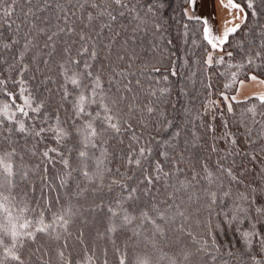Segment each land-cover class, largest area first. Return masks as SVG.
I'll list each match as a JSON object with an SVG mask.
<instances>
[{
  "label": "snow or ice",
  "instance_id": "1",
  "mask_svg": "<svg viewBox=\"0 0 264 264\" xmlns=\"http://www.w3.org/2000/svg\"><path fill=\"white\" fill-rule=\"evenodd\" d=\"M187 2L195 4V0ZM66 3L68 7L65 0H56L54 6L53 0H0V65L17 71L20 79L13 82L19 85L23 100L16 103L18 97L6 92L12 102L0 106V264H26V259L52 264L53 258L57 264H97L98 253L105 257L103 264H109L110 250L118 264L164 260L168 264H228L225 254L234 262L264 264V93L244 101L232 96V101L248 106L237 116L228 103L231 122L222 120L219 131L204 124L186 132L191 140L184 139L183 147L179 129L166 139L145 136L150 125L157 133L172 127L159 109L160 97L168 89L152 84L145 88L143 80L134 79L148 68L141 53L128 46L130 41L136 43L135 35L123 40L115 61L111 46L116 43L113 37L120 36L114 31L118 23L135 22L133 33L147 35L154 3ZM254 4L255 0H247V8L254 9ZM220 6L228 10L230 19L219 34L213 33L209 17L189 19L202 24L203 39L213 50L223 51L247 16L231 15L234 10L245 11L236 0H220ZM53 7L59 11L55 20L46 14ZM252 14L256 15L255 10ZM237 19L240 24L235 23ZM153 27L160 29L158 23ZM261 27L255 48L234 67L243 69L257 61L264 65ZM158 47L151 43L147 51L155 53ZM57 55L58 80L44 76L41 81L57 84L55 90L45 87L50 98L58 97L52 106L25 87L24 74L38 59L47 66ZM205 63L213 64L211 53ZM216 63H224V58ZM35 71L43 75L39 64ZM237 77L232 72L231 82L224 87L231 89ZM162 79L166 82L168 76ZM248 79L264 84L256 75ZM5 83L0 79V85ZM238 83L244 85L243 80ZM205 145L215 155L214 161L212 155H187L189 146ZM161 189L162 198L157 199L153 192ZM189 189L199 195L184 200L179 194ZM89 198L92 203L86 208L82 200ZM202 210L223 217L221 223L233 232L240 247L233 244L222 251L214 232H197L195 222ZM221 223L217 231H223ZM77 224L74 235L70 229ZM164 247L175 249L174 255L169 256Z\"/></svg>",
  "mask_w": 264,
  "mask_h": 264
},
{
  "label": "trees",
  "instance_id": "2",
  "mask_svg": "<svg viewBox=\"0 0 264 264\" xmlns=\"http://www.w3.org/2000/svg\"><path fill=\"white\" fill-rule=\"evenodd\" d=\"M140 2L142 4L152 2L155 5V14H150L152 18L149 22L148 34L145 35L141 31L133 33V29L136 27L135 22L118 23L114 25V31H119L120 36L113 37L116 43L111 47L112 59L115 61L116 54L121 51L120 46L123 40L135 35L136 43L132 44L130 41L128 46L130 48H136L141 53L142 59L148 62V68L145 69V75H137L134 79L143 80L145 88L149 84H152L156 89H168V92L160 97L159 109L166 114L168 120L172 121V127L167 132L157 133L154 127L150 125L145 132V136L150 133L158 139H166L174 131L179 129L181 130V147H183L182 142L184 139L191 140V136L186 135V132L200 128L201 125L212 124L219 131L222 120H229L231 122L233 119L232 114L227 113V104L224 102L221 93L232 97L239 80H247L249 75H256L257 77L264 76V65H261L260 61H257L256 65H245L243 69L234 67L244 62L245 55L250 48H255L254 41L259 39L258 33L262 31L261 26H264V0H255L254 9L247 8V0H236L245 9L244 13L247 19L241 24L240 29L235 34L229 36L228 42L222 46V53L215 56L211 66L205 63L206 56L210 51V45L203 39L202 24L196 19L187 18L184 14L187 0H140ZM55 3L56 0H53V6ZM73 3H75V0H73ZM65 7H68L66 0ZM253 10H255L256 15L252 14ZM46 14L52 16L53 20H55V15H59V11L53 7V10ZM157 23L160 25L159 31H156L153 27ZM60 26L64 25L61 23ZM52 30L55 29L53 28ZM64 39H67V37L65 36ZM169 41L171 43H168ZM105 42H107V38ZM151 43H156L159 46L155 53L147 51ZM59 46L60 43L58 41L57 47L59 48ZM228 52L232 53L231 57L227 55ZM40 55L43 56L44 54L41 53ZM220 57L224 58V63L222 64L216 63ZM56 60H59L58 55L49 65L45 66L38 59L37 63L31 64L30 69L24 74V79L27 81L25 87L38 100L42 99L52 106H54V101L58 100V97L50 98L49 92L45 90V87L55 90L57 84L53 82L45 85L41 81L44 76L51 77L52 81L58 80V76L56 75ZM37 64L43 70V75L35 71ZM138 64L141 69L144 68L142 63L138 62ZM230 65H233V67H230ZM154 67L160 70L158 72L152 71ZM136 70L135 67L132 69V71ZM172 71H175L176 75H172ZM232 72L238 73L237 83L231 89H226L224 85L231 82ZM33 76L36 79H32ZM163 76H168L166 82L162 79ZM0 79L6 81L5 84L0 85V106L5 102H12V98L6 92L15 94L18 97L16 103H22V98H19V85L13 82L14 80L18 81L20 79L17 71L8 70L7 65H0ZM156 80H159L160 83L155 84ZM230 103H232L237 116L248 106L245 103L237 104L232 100ZM248 103H251V101ZM114 143L119 147L118 142ZM210 143L211 140L208 141V144ZM21 144H23V140ZM187 155H191L192 157L200 156L201 158L212 155V160H215V155L210 153L207 145L202 148L189 146ZM193 163H195V159ZM248 167L251 168L252 165L248 164ZM157 187L159 188V186ZM160 192H162V189L160 191H154L153 195L157 199H160L162 198ZM52 195L54 197L56 194L52 193ZM179 195L184 200H187L188 195H193V199H195V196L199 195V192L194 189H189L187 194L180 193ZM143 199L147 201L148 197H143ZM82 203L87 208L91 205L92 199L82 200ZM222 220L223 217L217 216L215 213L209 215L208 212L202 210L198 217L199 222H195V228L201 235L208 231L214 232L217 242L221 246V250L225 251L233 244H236L237 238L228 229L227 225L221 223ZM97 221H99V217H97ZM179 223L180 221L177 220V225ZM218 223H221L223 231H217L216 225ZM78 227V224L71 227L70 230L74 235ZM97 227H100L102 230V225L99 222H97ZM88 231H91V229ZM86 238L90 240V237ZM72 243H74V240ZM239 247L236 244V248ZM164 251L169 256H172L174 255L175 249L170 250L169 247H164ZM233 251H236V249H233ZM98 255L99 260L97 264H103L105 257L100 253ZM237 256H239V253H237ZM107 259L109 260V264H118L111 250L108 253ZM225 259L228 260V264H242L241 261L234 262L226 254ZM26 264H36V261L33 259L29 262L26 259ZM52 264H57L54 258L52 259ZM160 264H168V262L164 260ZM218 264H224V262L218 261Z\"/></svg>",
  "mask_w": 264,
  "mask_h": 264
},
{
  "label": "crops",
  "instance_id": "3",
  "mask_svg": "<svg viewBox=\"0 0 264 264\" xmlns=\"http://www.w3.org/2000/svg\"><path fill=\"white\" fill-rule=\"evenodd\" d=\"M184 14L187 18H189V16L209 17V23L213 28L214 34H219L223 29L224 21L230 19L228 10L220 6V0H207V3H205V0H195L194 5H190L187 2L184 8ZM231 15H239L241 18L245 17L244 12H237L236 10H234ZM235 23L240 24L241 20L237 19L235 20ZM219 51V48L216 50L211 48V53L215 52L217 54ZM258 78L264 79V76ZM243 81L244 85L241 87L238 83L234 93L237 100L244 101L245 97L252 96L253 94L264 93V84H260L256 81H250L249 79ZM238 88L239 92H237Z\"/></svg>",
  "mask_w": 264,
  "mask_h": 264
},
{
  "label": "rangeland",
  "instance_id": "4",
  "mask_svg": "<svg viewBox=\"0 0 264 264\" xmlns=\"http://www.w3.org/2000/svg\"><path fill=\"white\" fill-rule=\"evenodd\" d=\"M209 53H211V46H210V51H209ZM209 53H208V54H209ZM221 53H222V51L220 50L219 53H217V54H216L215 52H212L211 54H212V57H213V59H214L216 55H220ZM208 54H207V56H208ZM207 56H206V60H207ZM223 99H224V98H223ZM224 102H225L226 104L230 103V102H231V97H229V100H228V101H225V100H224Z\"/></svg>",
  "mask_w": 264,
  "mask_h": 264
}]
</instances>
